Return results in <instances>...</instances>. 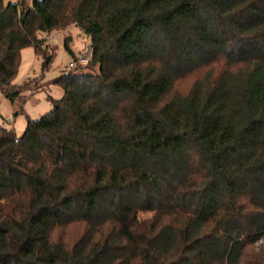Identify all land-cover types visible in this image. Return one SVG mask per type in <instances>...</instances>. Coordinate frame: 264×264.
<instances>
[{
    "label": "trees",
    "instance_id": "16d2710c",
    "mask_svg": "<svg viewBox=\"0 0 264 264\" xmlns=\"http://www.w3.org/2000/svg\"><path fill=\"white\" fill-rule=\"evenodd\" d=\"M71 25L89 61L0 123V264H264V0H0L11 103Z\"/></svg>",
    "mask_w": 264,
    "mask_h": 264
},
{
    "label": "rangeland",
    "instance_id": "374dc122",
    "mask_svg": "<svg viewBox=\"0 0 264 264\" xmlns=\"http://www.w3.org/2000/svg\"><path fill=\"white\" fill-rule=\"evenodd\" d=\"M64 37H67L69 47L75 54L83 52L90 44L89 38L73 25L51 32L47 37L48 45L47 42L45 44L54 51L47 70L42 71V58L36 55L33 46L24 47L20 52V63L14 82L21 83L27 78H32L31 90L26 91L22 99L15 103H11L0 93V123L13 128L18 136L23 133L27 118L37 119L50 111L52 108L50 98L58 99L63 94L60 86L49 81L61 70L66 71L68 63L73 59L69 50L63 46ZM189 81L191 80L187 79L183 86H187Z\"/></svg>",
    "mask_w": 264,
    "mask_h": 264
},
{
    "label": "built area",
    "instance_id": "2783aa9c",
    "mask_svg": "<svg viewBox=\"0 0 264 264\" xmlns=\"http://www.w3.org/2000/svg\"><path fill=\"white\" fill-rule=\"evenodd\" d=\"M90 54H91V47L90 45H88L83 52H78L76 54V59L71 60L68 63L67 68L74 67L76 63H87L90 59Z\"/></svg>",
    "mask_w": 264,
    "mask_h": 264
}]
</instances>
